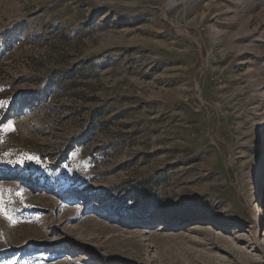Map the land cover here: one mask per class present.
<instances>
[{
  "label": "rangeland",
  "instance_id": "374dc122",
  "mask_svg": "<svg viewBox=\"0 0 264 264\" xmlns=\"http://www.w3.org/2000/svg\"><path fill=\"white\" fill-rule=\"evenodd\" d=\"M0 187V264H264V0H0Z\"/></svg>",
  "mask_w": 264,
  "mask_h": 264
},
{
  "label": "snow or ice",
  "instance_id": "6c2138e0",
  "mask_svg": "<svg viewBox=\"0 0 264 264\" xmlns=\"http://www.w3.org/2000/svg\"><path fill=\"white\" fill-rule=\"evenodd\" d=\"M8 127L11 128L12 126L9 125ZM28 162H35L37 165H39L41 163V158L28 155L24 158L17 160L16 165L25 166L26 163H28ZM4 191H5V189L0 187V215L4 216V218L7 219L11 224L15 225L18 221L16 218H14L9 213V210L6 208V202H5V199L3 196ZM8 191H11V190L9 189ZM23 191H24L23 189H20L17 191V196L21 197V203H23ZM8 264H26V262H22L19 259H14V260L8 262Z\"/></svg>",
  "mask_w": 264,
  "mask_h": 264
},
{
  "label": "bare ground",
  "instance_id": "6f19581e",
  "mask_svg": "<svg viewBox=\"0 0 264 264\" xmlns=\"http://www.w3.org/2000/svg\"><path fill=\"white\" fill-rule=\"evenodd\" d=\"M214 223H207V224H202V223H197L194 225L189 226L190 230L189 233H198V232H202V231H214L216 230V227L214 226ZM164 225H160L158 228L159 231H164L165 227H163ZM226 243L229 245H235L234 242L232 240H226Z\"/></svg>",
  "mask_w": 264,
  "mask_h": 264
}]
</instances>
